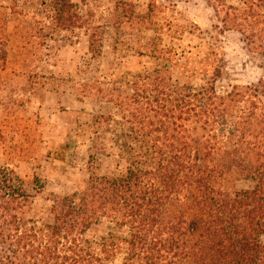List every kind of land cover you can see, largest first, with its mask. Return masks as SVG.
I'll return each mask as SVG.
<instances>
[{
	"label": "trees",
	"instance_id": "trees-1",
	"mask_svg": "<svg viewBox=\"0 0 264 264\" xmlns=\"http://www.w3.org/2000/svg\"><path fill=\"white\" fill-rule=\"evenodd\" d=\"M45 1L58 30L85 27L74 0ZM244 4L230 8L224 25L264 54V0ZM95 46L91 36L92 53ZM146 52L155 59L168 54L156 46ZM175 65L119 80L126 86L115 100L121 130L111 129L112 117L93 116L91 166L96 151L107 153L103 142L110 136L126 172L101 176L93 166L79 193L54 196L52 224L39 228L23 219L31 196L0 168V248L10 252L0 249L6 260L1 264H104L81 246L102 219L128 230L125 235L110 233L97 244L108 261L123 250L130 264H264V120L253 101L247 112L237 111L249 91L259 89L236 88L218 96L219 70L196 89L173 81ZM190 123L206 127L202 142L192 139ZM251 179L258 182L254 189L228 188L233 180Z\"/></svg>",
	"mask_w": 264,
	"mask_h": 264
},
{
	"label": "rangeland",
	"instance_id": "rangeland-1",
	"mask_svg": "<svg viewBox=\"0 0 264 264\" xmlns=\"http://www.w3.org/2000/svg\"><path fill=\"white\" fill-rule=\"evenodd\" d=\"M74 2L85 27L60 31L48 1L0 0V168L31 196L23 219L39 228L53 223L54 196L79 193L93 166L101 176L126 172L120 148L110 136L103 142L107 153L96 151L91 166L94 132L90 125L93 116L112 117L111 129L121 130L115 100L118 90L126 87L119 80L129 74L177 64L172 68L173 81L201 89L219 70L218 96L236 88L258 87V93L249 91L237 111L247 112L253 101L264 120V87H260L264 54L247 44L239 31L224 25L230 8H245L244 0ZM91 36L96 42L94 53ZM153 46L166 50V57L148 55ZM189 129L197 143L207 137L201 123H190ZM102 132L108 129L104 126ZM257 183L233 180L228 188L251 190ZM127 232L102 219L82 238L81 246L104 264H130L123 250L108 261L97 245L110 233ZM261 240L264 243V236ZM1 250L10 254L8 247ZM3 256L0 253V264L6 261Z\"/></svg>",
	"mask_w": 264,
	"mask_h": 264
}]
</instances>
